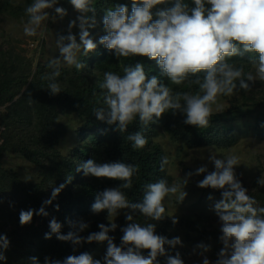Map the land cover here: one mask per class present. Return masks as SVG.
<instances>
[{"label":"clouds","instance_id":"obj_1","mask_svg":"<svg viewBox=\"0 0 264 264\" xmlns=\"http://www.w3.org/2000/svg\"><path fill=\"white\" fill-rule=\"evenodd\" d=\"M57 2L32 0L25 9L28 17L23 25L25 36L44 35L42 28L46 27L45 21L49 19L46 10L53 9ZM193 2L195 6L190 9L184 0H175L172 7L156 11L157 19L153 20L152 9L163 3V0H132L130 14L126 6L118 5L107 9L103 17L106 34L99 39L101 45L114 50L118 58L146 56L155 60L161 74L171 84L185 85L189 89L174 92L156 76L149 79L141 63H136L134 67L123 66V75L112 71L104 73V80L99 84V88L105 90L102 103L97 101L100 106L93 107L92 112L98 120L116 125L120 133L126 132L138 117L141 131L126 137L133 150L145 147L148 139L144 130L165 112L171 111L173 115L183 113L185 124L206 129L214 112L213 106L216 112L222 110L218 102L221 96H232L240 90L248 92L251 90L249 82H264V0ZM70 3L81 14L77 18L80 42L71 32L57 39L60 58L50 59L48 67L52 71L42 77L48 81L47 89L52 95L61 92L57 82L61 68L74 67L78 71L84 69L86 65L80 61V55L86 56L97 47L88 30L95 26V18L94 15H87L95 12L92 7L94 0H70ZM54 10L60 18L67 15L62 7H55ZM75 24L76 21L70 22L69 29ZM233 57H239L240 60L233 61ZM245 64L251 65L254 74L245 71ZM194 87L195 91L192 90ZM210 159L214 162L215 170L199 181L198 186L222 190V198L214 205L221 222L222 235L219 239L223 244L215 264H264V207L258 206V201L248 194V189L236 178L234 167L241 164L240 157L229 151L222 158L213 155ZM168 163V157H163L160 170L164 171ZM76 171H83L85 176L122 181L117 188L99 192L91 206L94 213L106 210L110 225L101 223L98 225L100 231L83 237L79 233L89 225L84 222L77 225L69 221L77 231L65 235L61 234V223L52 218L49 223L50 233L45 234L46 239L56 234L57 239L71 241L74 245L107 241L103 264H160L158 257L161 256L166 257V264H184L179 252L173 256L166 253L165 249V245L171 248L182 246L180 238L169 240L157 235L154 223L141 224L137 222L135 214H141L146 220L161 221L166 216L165 199L175 196L177 201H182L187 195L184 188L189 178L193 174L206 173V167L201 166L195 173H187L171 185L165 178L147 183L143 188L142 200L135 203L124 190L132 189L133 177L140 171L139 165L97 163L89 159L78 165ZM71 179V176H67L66 183H70ZM257 184L264 187V174L257 180ZM64 187L65 184L53 187L51 198L45 200L44 205L51 204ZM209 199L212 197L209 196ZM121 209L130 211L125 214L128 223L121 228L123 235L121 244L117 246L108 233L117 228V224L111 221ZM56 210H59L58 205ZM35 214L48 215L44 206ZM33 215L34 210H21L20 224H29ZM167 216L172 218L173 224L178 222L173 215ZM8 246V238L0 235V249L6 250ZM197 248L202 250V256L209 250L204 244L197 245ZM142 250H149L147 256L142 254ZM0 260H6L3 251H0ZM32 260L37 264L36 257ZM45 264H101V261L94 260L89 253L84 252L78 256L70 255L62 262L50 261L46 257ZM203 264H210L207 257H204Z\"/></svg>","mask_w":264,"mask_h":264},{"label":"trees","instance_id":"obj_2","mask_svg":"<svg viewBox=\"0 0 264 264\" xmlns=\"http://www.w3.org/2000/svg\"><path fill=\"white\" fill-rule=\"evenodd\" d=\"M164 1L166 9L175 3V0ZM184 2L190 9L195 6L193 0H184ZM120 5L126 6L130 14L132 7L129 4L123 2ZM3 6L4 9L0 5V14L7 11L5 4ZM155 19L157 18L153 17V20ZM113 55V50L99 43V48L87 56L88 59L93 58V60L99 56L100 69H103ZM231 59L240 60L239 57ZM244 59L246 60V57ZM22 62V68L17 71L15 66L8 62L7 57L0 54V108L9 105L7 114L0 117V127L3 128V144L0 147V235L6 236L9 240L8 248L0 249L6 257V260H0V264H34L33 257L37 258V264H45L46 257L50 261L62 262L70 255L78 256L84 252L93 257V251L100 242H82L74 245L71 241L57 239L56 234H52L50 239L45 238V234L50 233L49 223L52 218L61 223V234L65 235L70 231H77L69 221L78 225L79 222L92 219L89 229L79 233L83 237L100 231L98 225L101 223L110 225L100 213H94L91 206L99 192L110 186L119 187L122 181L85 176L83 171L78 172L76 168L89 159L97 163L122 162L139 165L140 171L133 177L132 189L124 191L132 202H140L143 198L144 185L156 182L165 172V168L164 171L160 170L163 151L154 144L150 135L154 125L162 120L164 114L168 134L174 140L183 142L188 149L217 146L230 148L239 141L233 123L235 118H230L229 113L212 115L209 126L200 129L185 124L183 121L186 117L182 120L175 119L178 112L173 115L171 111H167L159 120L154 118L155 122H150L144 130V135L148 139L145 147L133 150L131 142L127 141L126 137L141 131L139 118L137 117L124 133L117 131L116 125L98 120L92 112L93 107L100 106L96 96L98 89L93 85L87 93L80 92L79 98L69 95L61 101L62 109L60 107L59 109L63 114L78 112L85 118L81 132L82 144L64 155L59 150V146L65 136V129L58 124L55 116L48 117L44 114L52 110L60 114L58 108L56 110L53 106L56 101L41 89V78L33 74L32 62L26 58ZM119 62L129 67L141 63L149 79L156 76L161 83L170 86L171 82L161 74V69L155 60L146 56H134L119 58ZM250 66L245 64L246 72L249 71ZM185 89L189 90L187 87ZM192 90L195 91V87ZM82 99L89 101L88 110L84 112ZM40 100L41 102H38ZM100 102L102 103V100ZM245 115L249 116V114ZM263 130L264 128L258 132L262 133ZM85 138L87 142L84 143ZM7 153L22 155L37 174L28 180H23L15 171L4 168L2 160ZM67 176L72 177L70 183H66ZM61 184H65V187L59 195L51 204L44 205L43 202L51 198L52 188ZM56 205L59 206V210H56ZM42 206L48 213L47 216L35 214ZM29 209L34 210L33 219L29 224L22 226L19 222V214L21 210ZM126 222L127 220L120 219L117 228L108 235L111 237L115 234L122 237L121 228L126 226ZM213 237V240H216V235L213 234ZM148 251L142 250V254L147 256ZM170 254L173 255L174 252ZM158 260L160 264H166L165 256L158 257Z\"/></svg>","mask_w":264,"mask_h":264},{"label":"rangeland","instance_id":"obj_3","mask_svg":"<svg viewBox=\"0 0 264 264\" xmlns=\"http://www.w3.org/2000/svg\"><path fill=\"white\" fill-rule=\"evenodd\" d=\"M31 2L32 0H0V5L4 9L3 4H5V10H7L0 14V54H4L8 62L14 65L17 71L22 68V60L24 58L32 62L31 69L33 74L35 73L41 78V89L47 92L52 100L56 101L53 106H55L56 110L58 108L60 114H57L55 110L44 114L48 117L55 116L58 124L64 127L65 136L61 140L59 150L64 155H67L72 149L82 144L81 132L85 124V118L78 112L63 114L61 110L62 99L69 95L79 98L81 96L80 92L87 93L95 85L99 95H96L97 100H102L105 90L99 88V84L104 80V73L112 71L123 75V64L119 62V58L114 53L107 65L103 69H100L99 56L93 60V58L88 59L87 55L81 54L79 59L86 67L79 71L74 67L61 68V75L57 78L61 92L56 95L50 94V91L47 89L48 81L42 79V77L50 74L52 71L48 67L50 59L60 58L56 41L61 35L67 36L71 32L76 37L77 42H80V28L77 18L81 14L70 3V0H58L53 9L46 10L49 12V19L45 21L46 27L42 28L44 35L28 37L23 33V25L28 19L25 9ZM123 2L132 7V0H94L92 7L95 8V12H89L87 15H94L95 18V26L88 30L94 43L97 44L96 49L99 48L100 37L106 34L103 25V17L106 10L115 8ZM55 7L64 8L67 15L60 18L55 13ZM163 9H166L164 0L163 3L154 6L152 9L153 17L157 18L155 12ZM72 21H76V24L69 29V24ZM249 71L254 74V69L251 66L249 67ZM249 83L250 91L240 90V93L219 98L218 102L222 106L221 112H216L215 106H213V115L229 113L230 118H235L233 122L235 134L239 139L235 146L230 148H219L217 146L188 149L183 142L174 140L168 134L165 114L162 120L160 119L154 125L150 133L154 144L159 146L163 151L164 157L167 156L169 159V163L164 166L165 172L160 177L167 179L169 185L174 181H179L189 172L195 173L196 169L201 166L207 168L206 173L193 174L189 178V182L184 188L187 195L182 201H177L175 196L165 199L166 216L161 221L146 220L145 217L140 216L141 214H135L137 222L141 224L154 223L156 225L155 232H158L157 235L164 236L169 240L176 237L180 238L182 246L177 245L175 248H171L169 245H165V249L168 254L174 252L173 255H175L176 252H179L184 264H203L204 257L209 259L210 264H215V261L218 259V253L223 248V244L219 239L222 235L220 232L221 222L214 210L215 203L222 198V190L198 186L199 181L203 180L209 172L215 170L214 162L210 159L211 156L215 155L217 158H222L229 151L238 155L241 164L234 167L236 178L241 182L243 187L248 189V194L258 201V206L264 207V187H260L257 184V180L264 174V132H258V130L264 128V82L256 80ZM169 87L174 92L186 91L185 85H173L170 83ZM21 96L22 94L19 98ZM82 100L84 104L82 111L84 112L88 110L87 105L89 101ZM38 102H41V100ZM8 107L9 105L0 108V117L7 114ZM245 114H249V116ZM183 118H185V115L179 112L175 117L178 120H182ZM2 133L3 128L0 127V147L3 144ZM85 142H87L86 138L84 139ZM2 162L4 168L15 171L23 180H28L37 174L33 166L20 154L7 153L4 155ZM109 188L117 187L110 186ZM109 188L107 187L106 189ZM209 196L212 199H209ZM129 211L128 209L118 210V215L111 222L117 224L120 219L126 220L125 214ZM100 214L107 222H110L106 210L100 212ZM167 215H173L178 222L173 224L172 218ZM91 221L92 219L89 218V221L84 223L90 226ZM89 226L86 229H89ZM213 234L216 235V240H213ZM111 237L114 238L113 242L117 246L121 244L120 236L114 234ZM199 244H204L209 248L203 256L200 255L202 250L197 248ZM106 251L107 241L100 242L99 246L93 251L94 260H100L101 264H103Z\"/></svg>","mask_w":264,"mask_h":264}]
</instances>
